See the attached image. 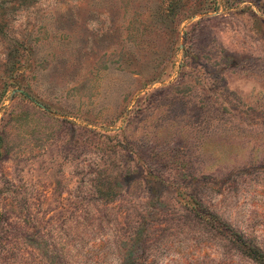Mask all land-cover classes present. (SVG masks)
Masks as SVG:
<instances>
[{"label":"rangeland","instance_id":"374dc122","mask_svg":"<svg viewBox=\"0 0 264 264\" xmlns=\"http://www.w3.org/2000/svg\"><path fill=\"white\" fill-rule=\"evenodd\" d=\"M234 231L264 252V0H0V264H258Z\"/></svg>","mask_w":264,"mask_h":264},{"label":"trees","instance_id":"16d2710c","mask_svg":"<svg viewBox=\"0 0 264 264\" xmlns=\"http://www.w3.org/2000/svg\"><path fill=\"white\" fill-rule=\"evenodd\" d=\"M231 239H235L236 241H240L241 243H238L239 245L242 244V251L245 253L250 259L255 261L258 264H264V252L257 247L256 245H253L251 243H248L245 240H242L237 232H233L230 236ZM239 239V240H238Z\"/></svg>","mask_w":264,"mask_h":264}]
</instances>
